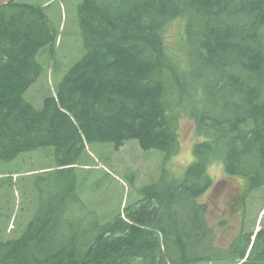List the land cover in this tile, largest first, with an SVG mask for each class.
Masks as SVG:
<instances>
[{"label": "trees", "instance_id": "trees-1", "mask_svg": "<svg viewBox=\"0 0 264 264\" xmlns=\"http://www.w3.org/2000/svg\"><path fill=\"white\" fill-rule=\"evenodd\" d=\"M180 19L184 45L175 52L166 29ZM78 25L84 54L37 109L23 96L56 33L41 5L0 7V160L49 147L71 172L85 142L131 139L167 159L178 143L171 104L203 139L181 178L163 170L123 216L81 227L44 214L21 237L0 238V264H197L219 255L198 201L212 184L208 167L222 162L249 191L264 185V0H81ZM239 236L241 258L251 246L242 264L264 259V228L253 242Z\"/></svg>", "mask_w": 264, "mask_h": 264}, {"label": "rangeland", "instance_id": "rangeland-1", "mask_svg": "<svg viewBox=\"0 0 264 264\" xmlns=\"http://www.w3.org/2000/svg\"><path fill=\"white\" fill-rule=\"evenodd\" d=\"M17 1L43 6L57 36L52 47L38 53L43 72L23 96L39 109L43 98L55 93V86L84 54L78 25L81 0ZM165 42L171 51L182 50L183 20L167 27ZM171 105L177 115L178 143L177 151L167 159L159 150H141L131 139L119 146L85 142L81 161L71 172L59 168L54 149L49 147L0 160V238L21 237L30 222L44 214H54L56 220L66 216L81 227L101 226L119 213L123 216L125 206L141 199V188L156 181L163 170L181 178L194 161V144L203 138L196 136L192 120L181 106ZM208 174L212 184L198 201L207 205L206 220L220 254L197 264H242L251 246L241 258L245 237L239 235L249 234L253 242L255 233L264 228V185L249 191L247 180L228 174L222 162L212 163ZM258 253L259 248L251 257ZM247 263L264 264V259H248Z\"/></svg>", "mask_w": 264, "mask_h": 264}, {"label": "water", "instance_id": "water-1", "mask_svg": "<svg viewBox=\"0 0 264 264\" xmlns=\"http://www.w3.org/2000/svg\"><path fill=\"white\" fill-rule=\"evenodd\" d=\"M12 0H0V7L11 2Z\"/></svg>", "mask_w": 264, "mask_h": 264}]
</instances>
